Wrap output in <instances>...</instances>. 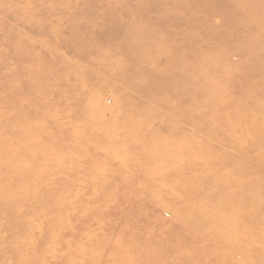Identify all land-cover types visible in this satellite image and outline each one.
Instances as JSON below:
<instances>
[{
    "label": "rangeland",
    "instance_id": "374dc122",
    "mask_svg": "<svg viewBox=\"0 0 264 264\" xmlns=\"http://www.w3.org/2000/svg\"><path fill=\"white\" fill-rule=\"evenodd\" d=\"M160 2L161 0H130L123 5L124 0H0V106L6 104L9 107L10 98L15 97L12 101L16 122L10 135L12 137L10 142L12 156L18 169L17 176L23 174L26 179L31 180L42 178L44 182L41 185L46 190L54 187L51 182L50 184L45 182L51 180L47 179L48 177L55 176L54 178L60 180H69L62 190H67L69 193L71 189L84 190L87 194L83 198L86 199L93 198L96 192L102 193L106 190L110 196L111 184L116 188L115 182L119 178H128L123 182L125 187L121 190L130 192V197H133L134 201L136 197L132 190H140L139 183L143 177L150 179L166 177L170 183L162 190L167 196L173 194L178 184L171 178L172 153L169 148L163 147L171 145V134L176 130L160 134L154 139L153 131L150 129L163 128L177 120L176 114L167 108L171 99L175 97L165 95L159 99V93L149 83L146 73L147 70H156L153 68L159 62L158 56L161 51L166 50V53L172 51L177 56H183L184 52L190 51L189 46L185 42L176 52L175 44L168 40L155 44L156 48L151 49L153 53H147L146 50L135 53L130 50L131 45L127 48L125 42L133 38L136 28L154 24L168 26L172 21L168 12L173 8L181 19L174 29L166 27L164 35L168 37L178 29L185 30L190 26H196L200 32L196 34L195 39H205L207 46L202 49L192 46L191 51L194 53L230 50L229 46H235L231 45L234 38L232 42L231 39H225L223 41L226 42L225 45H220L222 42L217 39L214 40L215 36L221 35L222 32H229L233 37L252 33L256 39L254 44L250 45L253 47L251 50L264 52V0H187L185 2L168 0L163 3V7L167 10L159 13L147 11ZM106 8H111L109 16L103 14ZM234 9L239 13L249 14L255 20H244V15L242 19L236 20L235 14L232 13ZM204 19L206 22L203 25L201 20ZM77 29V32H73ZM105 34L107 37L111 34V37L107 39ZM99 36H102L100 40ZM133 46L136 47L135 44ZM150 56L153 59L148 58ZM239 58L238 54L234 53L231 59H220L216 61L217 65L213 66L211 60L206 58L203 68L207 74L225 69L230 71V75L258 72L264 68V58H246L243 65L239 64ZM132 59L137 60L138 63ZM262 82L264 81L257 83ZM192 85L196 86L194 83ZM242 85L245 86L238 85L242 87L239 88L240 90H237L238 87L230 88L233 92L237 91V96L221 97L219 99L223 101L216 106H214L217 103L216 99L213 100L208 95L201 96V102L198 104L202 107H195L190 112L191 123H183V129L180 131L183 135H180L178 144H172L178 150L190 149V155L176 159L174 171L189 172L192 180H195L196 177L204 175V168L208 169L205 175L208 173L210 175L213 172L210 169L213 167L235 163L230 160L228 163L221 162L220 154L225 144L218 141L216 135L222 133L225 125L231 126L228 122H234L235 119L236 127L250 131L248 127L250 122L255 124L259 118L255 112V105H262L255 96L242 99L243 96H239V93L247 95L252 91H259V88H253L248 84ZM189 91L191 98L194 99L192 91ZM186 99L187 96H183L177 101L183 104ZM155 101L162 105H158ZM242 102L246 103L243 104L245 106L243 109L246 110L248 124L243 121L244 119L240 121L239 113L236 112ZM148 104L152 105L153 109L150 107L143 113L140 107ZM4 115L3 121H7L6 117L9 114L4 113ZM227 128L232 129V127ZM231 129L224 131L231 135L233 132ZM164 135L166 136L162 138ZM160 148L164 149L163 156L161 152L156 155L168 160H159L158 170L157 167L154 170L152 166L145 168L151 163V158H155L151 154H155L157 152L155 149ZM253 156L264 158L260 151H256ZM126 164L131 167L141 166L137 172L142 175L141 178L135 179L133 174L136 172L125 167ZM12 176L14 177L15 174L8 172L3 173L1 178L5 181ZM71 176H75V179L66 178ZM89 176L96 180L94 184H89L87 178ZM36 182L39 181L28 180L27 188L37 189L38 186L42 188ZM227 187L232 188V185ZM263 189L264 183H257L255 187L246 188L241 192L245 199L257 198L255 203L250 204L253 209L258 210L250 217L240 218L242 223L254 224L255 218L264 214ZM214 196L219 195L209 192L208 198ZM122 197L114 196L119 200H123ZM73 199L70 197L65 199L66 201L51 200L45 203L56 207V204L72 202ZM0 201L3 202L0 206L5 208L7 205L5 198H0ZM43 202H39V205L45 207ZM14 205L16 206H8L7 209L23 212L26 207L23 202ZM99 205L97 203L92 207L99 208L101 207ZM104 207L105 205L100 210ZM52 210L55 220L63 217L64 211L56 208ZM84 210L91 212L87 206H83ZM91 217L90 213L83 212L78 217H73L71 221L50 224L45 245L62 242L63 248L58 251L57 258L51 257L48 264H67L68 258L74 257L75 254L91 257L95 253L89 248L80 246L86 240L99 244L102 231H109L110 241L121 231L126 232V236L129 235L127 229L120 228L121 222L118 225L109 214L101 218H92L94 221H104L101 223L89 222ZM4 219L5 217H1V220ZM37 219L39 220L33 223L34 227L42 228L41 225L47 224L46 216ZM95 231H98L97 234L94 233ZM195 236L202 245H207L203 238L197 234ZM15 238L20 239L17 235ZM15 238L13 239L16 240ZM38 238L36 236V239ZM117 238L121 239L122 243L118 249H115L118 254L133 245L129 237L125 241L121 237ZM6 251L11 253L12 250L6 249ZM239 252L240 250L234 251L231 256H237ZM70 264L82 263L74 261Z\"/></svg>",
    "mask_w": 264,
    "mask_h": 264
},
{
    "label": "bare ground",
    "instance_id": "6f19581e",
    "mask_svg": "<svg viewBox=\"0 0 264 264\" xmlns=\"http://www.w3.org/2000/svg\"><path fill=\"white\" fill-rule=\"evenodd\" d=\"M166 1L168 0H161L155 7L147 11L159 13L167 10L163 7V3ZM169 1L176 2L177 0ZM129 2L130 0H124L123 5ZM103 12L105 16H109L111 8H106ZM232 13L235 14L236 20L242 19L243 15L244 20H255L249 14L239 13L235 9ZM168 14L169 17H172V21L166 27H173L174 29V26L177 27L178 20L181 18L173 8H170ZM201 21L203 25L206 22L205 19ZM166 27L162 24H154L149 27L136 28V34L125 43L127 48H130L131 45L132 48L130 50L135 53L141 50L153 53L151 49L156 48L155 44L164 43L168 40L175 44L176 52L179 50V46H182L185 42L189 46L188 49L190 51L184 52L183 56H177L172 51L169 53H166V50L161 51L158 56L159 62L153 68L156 70H147L146 73L149 83L159 93V99L165 95L175 97V99H171L167 108L176 114L177 120L163 128L154 127L156 130L150 129V131H153L152 138L156 139L160 134L163 135L168 131L176 130L171 134V145H165L163 148H169L170 153H172L170 161L173 165V174L171 178L177 181V189L172 195L167 196L162 190L170 183L166 177L157 179L143 177L139 183V186H141L140 190H132V192L134 191V197H136L134 201L132 200L133 197H130V192L125 189L121 190V188L125 187L123 182H126L128 178H119L115 182V184L117 183L116 188H113L114 185L111 184L112 189L110 190H112V194L110 196L106 190V192L102 191V193L96 192L93 198L86 199L83 198L87 194L84 190L71 189V193L67 190H62L69 183V180H60L59 178H54L55 176L48 177L47 179L51 180H46L45 182L47 184L51 182L54 189L50 187V190H46L41 185L44 182L42 178L26 179L23 174L24 178L21 175H18L21 176L18 177V169L15 158L12 156V145L10 142V138H12L10 135L13 133L16 122L13 109L14 102L12 101L15 97L13 98L12 96L9 100V107L2 103L0 106V196L2 195L0 198H5L7 203L5 208L0 206V264H48L51 257L57 258L59 256L58 251L63 248L62 242L59 244L55 242V244L53 243L50 246L45 245L50 224L53 222L60 224L66 220L71 221L73 217L76 218L83 212L92 215L89 222L98 223L104 221H94L92 218H101L109 214L112 219L114 218L117 221L118 225L121 222L120 228L123 230L127 229L129 235L126 236V232L120 230L122 233L120 232L110 241L108 239L109 231H102L100 237L102 241L99 240V244L91 241L87 242L86 240L80 246L81 248L91 249L95 254L89 258L81 254H75L74 257L68 258V262L64 261L67 264L74 261L82 264H264V214L261 216L257 215L258 218L256 217L255 223L251 225L240 221V218L250 217L252 213L258 211L253 209L250 204L255 203L257 198L245 199L242 197L241 192L246 188L255 187L257 183H264V158L260 159L253 156L256 151H260L264 156V82L257 83L264 81V68L258 72L250 71L241 75H230V71L225 69L207 74L203 68L206 58L211 60L212 65L209 64L213 66L217 63L216 61L220 59L229 60L234 53H237L240 57L239 64L243 65L246 58H264V52H253L251 50L253 47H250V45L254 44V39H256L252 33L233 37L229 32H222L221 35L215 36L214 40L216 41L217 39V41L222 42L220 45H225L226 42H223L225 39H231L232 42L234 38L231 45L234 44L235 46H229L230 50L227 52L216 50L206 53H194L191 51L192 46L199 49L207 46L205 39H195L200 29L193 25L185 30L178 29L176 32L173 31L166 37L164 35ZM77 31L78 29L73 30V32ZM110 37L111 34L107 39ZM100 38L102 36L98 37L99 40ZM256 43L257 41L255 40ZM134 44L136 47L133 46ZM148 58L153 59L152 56ZM133 61L138 63L137 60ZM193 83L196 85L195 87L191 86ZM242 84L259 88V91H252L247 95L239 93V96H243L242 99L254 98L255 96V99L259 103L261 101L262 105H255V112L259 118L255 124L250 122V126H248L250 131L236 127L234 122H237V120L235 119L234 122H228L231 123V126L227 124L224 127L225 131L231 129L227 127H232L231 130L233 132L231 135L226 134L224 130L219 135H216V139L225 144L220 154L221 162L224 163L225 161L228 163L232 161L235 163L213 167V169H210L213 172L210 175L209 173L206 174L208 176L205 175V171H208V169L204 168V175L196 177L195 180H192L189 172L179 173L174 171L177 164L176 159L190 155V149L188 151L178 150L172 144H178L180 135H183L180 133L183 129V123H191L190 112L195 107H202V105L198 104V102H201V96L208 95L212 99H216L217 103L214 105L216 106L223 101L219 99L221 97L237 96V91L233 92L231 89L232 87H238V85L245 86ZM240 86L237 90L242 88ZM189 90L192 91L194 99L191 98L192 95ZM120 91L122 90L120 89ZM183 96H187V99L183 104H180L177 100ZM157 102L155 101V103ZM223 103L221 104L222 106ZM157 104L162 105V103ZM243 104L246 103L242 102L241 107L236 112L239 113L240 121L244 119L243 121L248 124L247 113L243 109L245 107ZM150 107L153 109L150 104L140 108L145 113ZM4 113L9 114L6 117L8 118L7 121H3ZM185 148L187 149L188 147L186 146ZM155 150L157 152L151 154L155 158H151V163L145 168L152 166L154 170L156 167L158 170L157 164L160 162L159 160H168L162 158L164 149ZM160 152L162 156L156 155V153ZM124 166L136 172L133 174L135 179L141 178L142 175L137 173L141 166L133 165L131 167L128 164ZM251 171H253V174H251ZM8 172L15 174L16 177L12 176L8 180H2V174ZM247 172L250 173L245 175ZM72 177L74 178L75 176L66 178ZM87 178L89 184H94L96 181L93 179L94 177L89 176ZM28 180L32 182L39 181L40 183H36L41 185L42 188L40 186L36 187L37 189L27 188ZM229 185H232V188L227 187ZM209 192L216 193L219 196H214V198L210 199L208 198ZM113 195L123 196V200L116 199ZM70 197L74 198L72 202H61V204H56V207L50 204L47 205L51 200L52 202L66 201ZM42 201H44L45 207L44 205H39V202ZM22 202L26 205L23 212L16 211L13 208H11L13 209L12 211L7 209L8 206L13 207L16 206L14 205L15 203L22 204ZM2 203L0 201V205ZM97 203L100 204L99 206L103 207L105 205V207L101 210V207H92ZM83 206L89 207L91 212L83 211ZM205 206H209V208L206 209ZM55 208L64 211L61 219L55 220L52 210H55ZM45 216L47 217L46 225H41L43 226L42 228L33 226V223L39 220L37 218ZM1 217H5V219L1 220ZM44 226L46 227L44 228ZM98 227L99 225L96 229ZM97 232L95 231L94 233L97 234ZM193 233L203 238L207 245H202L199 238ZM120 234L121 236H119ZM16 235L20 238L19 240L15 238ZM36 236L39 238L36 239ZM117 237H121L124 239L123 241L129 237L133 245L118 254L115 249H118L122 243L120 242L121 239ZM6 249L12 250L11 253L7 252ZM38 249L41 250L39 251ZM233 250H240V254L238 253L237 256L232 257Z\"/></svg>",
    "mask_w": 264,
    "mask_h": 264
}]
</instances>
